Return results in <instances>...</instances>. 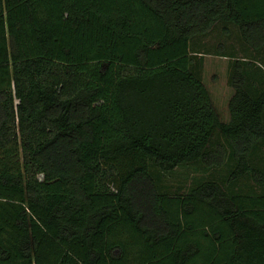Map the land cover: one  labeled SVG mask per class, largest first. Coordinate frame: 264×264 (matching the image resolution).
<instances>
[{
	"label": "trees",
	"instance_id": "16d2710c",
	"mask_svg": "<svg viewBox=\"0 0 264 264\" xmlns=\"http://www.w3.org/2000/svg\"><path fill=\"white\" fill-rule=\"evenodd\" d=\"M229 24L261 53L264 0H0V264H264V65L226 121L193 67Z\"/></svg>",
	"mask_w": 264,
	"mask_h": 264
},
{
	"label": "rangeland",
	"instance_id": "374dc122",
	"mask_svg": "<svg viewBox=\"0 0 264 264\" xmlns=\"http://www.w3.org/2000/svg\"><path fill=\"white\" fill-rule=\"evenodd\" d=\"M226 27L229 32H225L220 25H217L208 34L195 37L192 40V46L198 50L196 58L202 55L201 63L193 67L201 72V80L207 86L213 105L223 121L229 119L227 104L233 93V89L229 84V73L233 58H247L254 63L264 65V49L261 53H255L247 49L241 42L236 27L232 24ZM222 54L233 55V57L223 56ZM219 139L220 135L216 131L211 139L210 146L215 140ZM263 155L260 152L258 157H263ZM225 175V167L206 168L200 163H194L178 167L174 172L166 174L164 183L173 190L180 187L182 192H186L190 186L199 180L217 179L222 181ZM247 183H249L248 180H242L238 184L239 190L248 191ZM256 189L259 190L258 187Z\"/></svg>",
	"mask_w": 264,
	"mask_h": 264
}]
</instances>
